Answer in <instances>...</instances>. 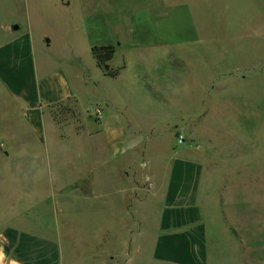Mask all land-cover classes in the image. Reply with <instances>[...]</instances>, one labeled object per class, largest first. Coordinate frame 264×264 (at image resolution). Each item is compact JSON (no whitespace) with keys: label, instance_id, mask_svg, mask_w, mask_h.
<instances>
[{"label":"rangeland","instance_id":"374dc122","mask_svg":"<svg viewBox=\"0 0 264 264\" xmlns=\"http://www.w3.org/2000/svg\"><path fill=\"white\" fill-rule=\"evenodd\" d=\"M83 2L0 0V44L14 37L3 24L30 19L38 50L72 81L76 74L90 80L74 88L78 106L69 99L44 113L61 129L47 130L45 142L17 111L16 130L0 122V233L8 249L12 230L43 238L55 233L67 251L63 264H165L152 257L161 187L169 162L181 158L201 166L195 233L206 253L200 264H264V0H173L181 8V44L124 54L126 68L115 79L92 65L76 29ZM66 20L67 31L61 27ZM121 61L117 52L105 65L116 68ZM125 90L126 120L102 103L112 96L122 106ZM1 99L0 116L10 121ZM101 122L97 134L113 146L103 155H116L118 191L116 199L102 200L100 222L107 229L98 238L100 231L82 223L98 221L92 202L102 194L100 183L84 176L92 170L84 172L87 155L74 129L93 132ZM120 122L127 130L112 139ZM54 175L60 179L53 181ZM81 211L89 215L80 217Z\"/></svg>","mask_w":264,"mask_h":264},{"label":"crops","instance_id":"0c3cea01","mask_svg":"<svg viewBox=\"0 0 264 264\" xmlns=\"http://www.w3.org/2000/svg\"><path fill=\"white\" fill-rule=\"evenodd\" d=\"M82 4L81 7L85 11L80 16L76 29L82 30L92 65L94 64L101 74L91 54L93 46L113 45L114 54L119 52L122 56L119 67L124 66L121 69L124 70L126 68L124 54L133 55L144 48L152 49V51L160 48L163 50L166 47L181 44L179 27L182 17L181 8L179 3L176 7L173 6V0H84ZM65 6L71 7L70 4ZM167 6H171L168 11ZM22 20L21 16H16V20L10 21L12 23L9 27L6 24L2 25L4 31L10 28L11 36L14 37L13 40L0 44V96L2 94L5 96L0 99L8 103V114L12 116L10 121H6L7 117L1 115L0 122L5 125V129L12 125L16 130L17 111L18 118L21 116L26 129L39 136L40 142H45L46 139L43 136L48 137L47 130L55 132L61 129L55 122L49 121L44 113L51 106L69 99L74 100L78 106V96L74 88L77 85L86 87L90 80L86 79V76H82L81 79L76 74V79L73 78L74 81H72L70 74L66 73L53 57L44 56L38 50L31 20L27 19L26 23ZM24 23L25 28H23ZM15 24L18 28L13 30L12 26ZM61 27L67 31L70 27L69 21L66 20ZM42 40L44 44L41 48L46 49L50 39L44 36ZM71 54L73 53L70 52ZM108 64L110 65V62ZM71 70L75 69L71 67ZM102 76L106 77L104 74ZM128 95L129 92L125 90L119 96L121 98H118L119 101L124 102L122 106H119L117 99L112 96L104 98L102 103L109 104L111 108L114 107L117 110L118 119L126 120L127 117L123 111L128 110L126 101ZM104 125L103 122L93 125L91 130H96L93 132L85 131L81 127L74 129L77 130L75 136L79 132L82 135L76 145L78 144L79 150L87 155L83 165V168L86 170L87 167V170L84 172H88L90 167L92 170L91 176H88L90 173L84 176L100 183L98 188L102 194L94 196L95 200L92 202L96 206L92 215L98 216V221L91 225L82 223L83 229L100 231L96 235L98 238H101V232L107 229L106 225L100 222L101 209L102 207L106 209L105 202L102 206V200L116 199L118 191L116 155L109 157L103 155L109 145L113 146L110 143L102 144L97 134ZM112 130H117L111 133L112 139H115L121 130H127L126 123L121 125L120 122ZM14 143L16 145V141ZM55 144L52 143V145ZM14 165L16 166V162ZM168 166L169 172L164 177L165 181L161 187L159 233L155 239L152 257L156 262L165 264H200L204 262L206 253L203 243L195 233L198 223L197 193L200 187L201 166L194 159L181 158H173ZM54 177L53 181L60 179L58 175ZM14 198H16L15 195ZM84 204L87 205V202H83ZM87 213L81 211L80 217L89 215ZM108 230L111 231V227ZM12 231L11 250L8 249L5 235L0 233V264H63L67 251L64 248V240L60 239L59 235L52 233L48 238H43L33 233L16 234V230ZM85 247L82 246L83 249Z\"/></svg>","mask_w":264,"mask_h":264},{"label":"trees","instance_id":"16d2710c","mask_svg":"<svg viewBox=\"0 0 264 264\" xmlns=\"http://www.w3.org/2000/svg\"><path fill=\"white\" fill-rule=\"evenodd\" d=\"M115 47L113 45H98L91 48L92 57L95 60L96 66L103 70V74L109 78H115L119 74V71L124 67L120 66L118 68H108L104 69V65L108 64L114 56Z\"/></svg>","mask_w":264,"mask_h":264},{"label":"water","instance_id":"95a60500","mask_svg":"<svg viewBox=\"0 0 264 264\" xmlns=\"http://www.w3.org/2000/svg\"><path fill=\"white\" fill-rule=\"evenodd\" d=\"M18 28V26L15 24L12 26V29L13 30H16ZM104 69L107 70L108 69V66L107 65H104Z\"/></svg>","mask_w":264,"mask_h":264}]
</instances>
